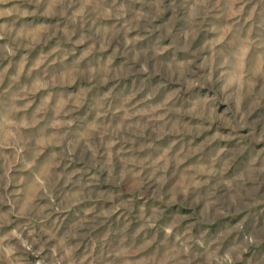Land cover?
I'll return each mask as SVG.
<instances>
[{
  "label": "clouds",
  "instance_id": "clouds-1",
  "mask_svg": "<svg viewBox=\"0 0 264 264\" xmlns=\"http://www.w3.org/2000/svg\"><path fill=\"white\" fill-rule=\"evenodd\" d=\"M0 264H264V0H0Z\"/></svg>",
  "mask_w": 264,
  "mask_h": 264
}]
</instances>
